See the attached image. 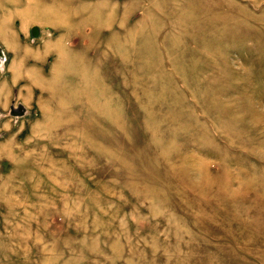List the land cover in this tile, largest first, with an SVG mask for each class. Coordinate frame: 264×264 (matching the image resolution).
I'll return each instance as SVG.
<instances>
[{"label":"rangeland","instance_id":"374dc122","mask_svg":"<svg viewBox=\"0 0 264 264\" xmlns=\"http://www.w3.org/2000/svg\"><path fill=\"white\" fill-rule=\"evenodd\" d=\"M0 49V264H264V0H0Z\"/></svg>","mask_w":264,"mask_h":264},{"label":"water","instance_id":"95a60500","mask_svg":"<svg viewBox=\"0 0 264 264\" xmlns=\"http://www.w3.org/2000/svg\"><path fill=\"white\" fill-rule=\"evenodd\" d=\"M31 32L33 35H37L38 30L36 27H32ZM0 54H1V51H0ZM10 110H11V113L15 115H21L24 111L23 107H20L19 109H15L13 106H11Z\"/></svg>","mask_w":264,"mask_h":264},{"label":"bare ground","instance_id":"6f19581e","mask_svg":"<svg viewBox=\"0 0 264 264\" xmlns=\"http://www.w3.org/2000/svg\"><path fill=\"white\" fill-rule=\"evenodd\" d=\"M0 50H1V49H0ZM0 56H3L2 50H1V54H0ZM14 106H16V105H14Z\"/></svg>","mask_w":264,"mask_h":264}]
</instances>
